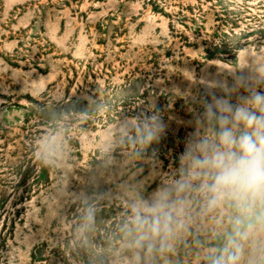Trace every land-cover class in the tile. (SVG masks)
<instances>
[{
  "label": "rangeland",
  "instance_id": "obj_1",
  "mask_svg": "<svg viewBox=\"0 0 264 264\" xmlns=\"http://www.w3.org/2000/svg\"><path fill=\"white\" fill-rule=\"evenodd\" d=\"M241 75L264 76V0H0V264H127L130 203L171 184L206 88ZM153 114L159 140L133 143ZM218 223L147 264H209Z\"/></svg>",
  "mask_w": 264,
  "mask_h": 264
},
{
  "label": "clouds",
  "instance_id": "obj_2",
  "mask_svg": "<svg viewBox=\"0 0 264 264\" xmlns=\"http://www.w3.org/2000/svg\"><path fill=\"white\" fill-rule=\"evenodd\" d=\"M262 89L264 76L244 75L206 88L210 99L185 142L178 175L150 199L129 205L120 227L121 245L131 253L127 264H147L153 254L171 252L198 217L219 222L215 235L220 243L209 249V264H264ZM164 129L153 114L137 127L133 143L148 147ZM94 214L93 208L86 210L80 231L92 226Z\"/></svg>",
  "mask_w": 264,
  "mask_h": 264
}]
</instances>
